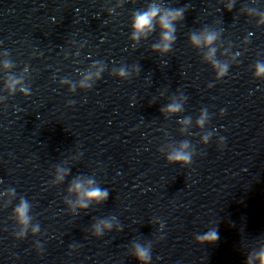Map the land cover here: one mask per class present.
<instances>
[{"label":"clouds","instance_id":"1","mask_svg":"<svg viewBox=\"0 0 264 264\" xmlns=\"http://www.w3.org/2000/svg\"><path fill=\"white\" fill-rule=\"evenodd\" d=\"M184 8H161L157 4H151L146 10L138 11L133 14L132 17V39L138 41L142 36H147L153 32L158 26L160 29V42L153 45V50L160 51L161 53H166L171 49L172 43L176 39L174 33L176 31L175 22L182 20L184 16ZM216 34L213 32H206L196 34L193 33L190 36V42L195 47H200L202 44L205 46H211L216 40ZM216 49L214 47H209V52L206 57L212 63L213 69L217 73L218 78H223L227 75L228 65L222 64L219 60L214 59ZM138 71V69H137ZM99 73H97V76ZM118 75L120 77L127 76V72L124 68H120ZM255 75L257 77L264 76V63H257L255 66ZM20 81L16 79H10L9 89L15 91V87ZM21 91L26 92L27 90L21 88ZM182 110V105L177 102H173L167 105L163 112L168 114H176ZM223 115V111L221 112ZM207 117L206 112H202L200 119L197 123L203 126ZM190 121L185 119L181 121L183 124H188ZM208 136L204 137V141L207 142ZM189 148V143L187 141L182 142L178 148H174L169 152L166 159L169 163H179L188 166L192 163L193 154L191 151H187ZM60 175L57 176V180H63L65 173L63 170H58ZM70 192L77 194V205L81 209H86L90 202L95 201L96 203H101L108 198V191L102 189L98 186H94V181L89 179L87 185L84 182L77 179L71 187ZM15 215L18 222L23 226L20 233L21 236L27 229V225L30 222L31 217H29V204L25 200H21L20 204L14 209ZM112 224L107 221H100L94 225L95 235L100 236L103 234V229H110ZM33 231H39V226L33 228ZM218 239V233L216 230H211L205 233L203 236L198 237L201 242H215ZM134 256L141 262V264H148L151 260V250L149 247L136 244L134 246ZM258 259L261 260V264H264V252L259 253Z\"/></svg>","mask_w":264,"mask_h":264}]
</instances>
